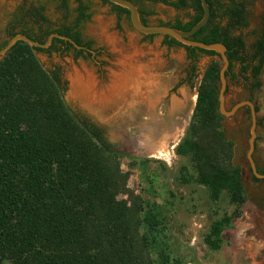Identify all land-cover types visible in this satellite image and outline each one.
Instances as JSON below:
<instances>
[{"label": "trees", "instance_id": "obj_1", "mask_svg": "<svg viewBox=\"0 0 264 264\" xmlns=\"http://www.w3.org/2000/svg\"><path fill=\"white\" fill-rule=\"evenodd\" d=\"M60 1L68 8L69 0ZM131 1L147 26L150 5L192 11L187 21L160 25L184 32L204 16L201 0ZM103 2L131 24L128 10ZM207 2L210 20L190 40L225 45L227 78L237 65L243 73L251 71L253 94L262 87L264 42L250 54L244 37L237 35L247 27L246 5L239 0ZM76 4L79 25L90 19V8L83 0ZM66 35L82 44L80 33ZM165 44L184 46L192 63L201 55L220 58L169 36ZM36 51L42 50L20 42L0 60V264H181L166 241L161 215L131 201L130 173L121 166L124 155L107 143L101 128L67 106L60 76L44 68ZM194 71L192 66L191 78ZM220 72L217 63L207 69L191 122L176 148L191 164L181 170L182 183L205 187L215 203L227 195L234 207L211 225L205 243L212 251L222 249L223 234L241 218L246 201L241 170L232 163L234 144L222 128ZM133 161L131 168L138 165Z\"/></svg>", "mask_w": 264, "mask_h": 264}, {"label": "rangeland", "instance_id": "obj_2", "mask_svg": "<svg viewBox=\"0 0 264 264\" xmlns=\"http://www.w3.org/2000/svg\"><path fill=\"white\" fill-rule=\"evenodd\" d=\"M59 1L29 0L30 3L43 5L45 15L52 22H57L63 14ZM83 1L90 8V19L80 23L84 26V35L97 48L102 46L108 53L100 57L105 75L101 81L108 80V72L118 59L116 51L107 42L110 37L127 56H137L154 73L169 79L168 93L159 106L161 115L166 114V105L172 99L183 98V93L188 94L192 103L196 97L193 111L188 112L182 129L165 142L164 153L159 150V143L154 146L149 141L140 124H119L115 118V109H90L81 97L74 94L70 79L73 73L90 70L97 78L101 75L92 62H76L71 55L60 58L56 54H37L46 70H57L61 73L63 98L67 106L101 128L107 143L124 155L121 166L124 172L130 173L128 188L131 201L161 215L166 241L181 264H264V183L254 180L248 160L252 127V116L248 109L242 108L232 117L223 116L222 120V128L234 144L232 163L241 170L246 201L242 206L241 218L235 220L232 230L223 234L224 245L220 251L210 250L205 243V237L213 222L225 213H232L234 207L230 206L227 195L215 203L205 187L195 183L184 184L180 179L183 166L191 167V164L188 159L176 154V148L191 122L198 91L207 69L215 63L222 68V60L219 57L201 55L196 63H192L184 46H168L165 44V36L156 35L150 38L140 34L126 17H119L113 7L102 0ZM239 1L246 5L247 27L237 31V35L244 37L248 52L254 54L256 44L264 42V0ZM77 7L76 0H69L66 9L72 17H78ZM150 10L153 12L148 17L151 26L174 24L177 20L187 21L193 14L192 11L177 10L163 4L150 5ZM192 66L195 69L194 78H191ZM250 72L243 73L242 67L237 65L234 78H227L226 111L230 112L237 104L252 96L260 110L254 160L264 170V66L261 73L262 87L254 95L250 92L253 84ZM143 119L147 120L148 117L143 116ZM133 159L138 160V165L131 168Z\"/></svg>", "mask_w": 264, "mask_h": 264}, {"label": "bare ground", "instance_id": "obj_3", "mask_svg": "<svg viewBox=\"0 0 264 264\" xmlns=\"http://www.w3.org/2000/svg\"><path fill=\"white\" fill-rule=\"evenodd\" d=\"M107 42L116 51L118 58L108 72V80L99 81L90 70L76 71L70 77L72 91L81 97L90 109H115V118L119 124H140L149 141L154 146L159 143V150L164 152L165 142L177 135L188 112L193 111L196 97L192 103L188 94L183 93V98L172 99L171 103L166 105V114L161 115L159 106L168 93L169 79L154 73L151 67L144 65L142 61L141 63L137 56H127L114 39L108 37ZM143 116L148 119L144 120Z\"/></svg>", "mask_w": 264, "mask_h": 264}, {"label": "flooded vegetation", "instance_id": "obj_4", "mask_svg": "<svg viewBox=\"0 0 264 264\" xmlns=\"http://www.w3.org/2000/svg\"><path fill=\"white\" fill-rule=\"evenodd\" d=\"M58 4L59 8L62 9L61 11L63 12V14L57 22H52L45 15V7L41 4L30 3L29 0H0V52L5 49L7 45L17 36H24L40 44H45L48 42L49 38L55 34L67 37L74 41L71 36H68L66 34L80 33L82 44L79 45L74 41L80 48L76 47L70 41L54 38L51 46L48 49H40L42 51H36V56L37 54L40 55L45 53L48 55L56 54L60 58L64 55H71L72 58L76 60V62L79 60H82L84 62L90 61L94 64L98 74H101L98 78L99 81L103 80L105 75L102 67L104 64L100 60V57L102 55H107L108 53L102 46H99L97 48L95 44L89 41L84 35L83 24L76 25L77 17H72L68 9L62 8L61 1H59ZM39 41H43V43ZM20 42L23 41H19L16 44ZM3 58L4 57H1L0 60ZM114 64L111 67H114ZM52 73L58 74L62 80L61 73L59 71L56 70ZM234 76V72H232L230 78H234ZM255 92L251 94L254 95ZM245 101H251L252 103H254L257 115L259 116V107L256 105L252 96ZM245 109H248L251 113L249 107H245ZM257 169L258 172H264V170H261L258 166ZM262 182L264 183V181Z\"/></svg>", "mask_w": 264, "mask_h": 264}, {"label": "water", "instance_id": "obj_5", "mask_svg": "<svg viewBox=\"0 0 264 264\" xmlns=\"http://www.w3.org/2000/svg\"><path fill=\"white\" fill-rule=\"evenodd\" d=\"M102 1H107L113 5H116V6H119L121 8L128 10L130 13V20H131L132 26L140 34L147 35V36L149 35L169 36L185 46L195 47V48H198L204 51H212L220 56V59L222 60V63H223L221 72H220V80H221L220 98H219L220 112L225 117H232L240 109L245 108V107L250 108L251 116H252V127H251V139H250V149L248 153V160L251 165L253 176L259 180L264 181V175L258 172L257 165L254 160V152L256 149V141H257V127H258V115H257V111H256V107L254 103H252L251 101H244V102L237 104L230 112L226 111V93L228 89L226 75L230 69V60L227 56V51H228L227 47L221 43L208 45L202 42H196V41L190 40V38L193 37L197 32H199L204 26H206L210 20L211 11H210V6L207 0H201L203 11H204L203 19L192 30L188 32L180 31L175 28L167 27V26H147L145 25L141 20V15H140L138 6L134 4L131 0H102ZM54 38L70 41L76 47L80 48L71 39L67 37H63L58 34L52 35L49 38L48 42L45 44H40L24 36H17L7 45L5 49H3L0 52V58L5 57L12 50V48L16 45V43L19 41H23L29 44L33 48L48 49L51 46V43Z\"/></svg>", "mask_w": 264, "mask_h": 264}]
</instances>
